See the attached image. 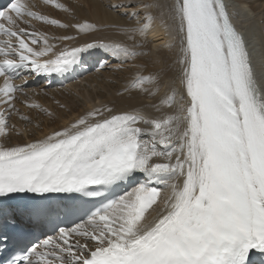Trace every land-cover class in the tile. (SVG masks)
Listing matches in <instances>:
<instances>
[{
	"label": "snow or ice",
	"instance_id": "1",
	"mask_svg": "<svg viewBox=\"0 0 264 264\" xmlns=\"http://www.w3.org/2000/svg\"><path fill=\"white\" fill-rule=\"evenodd\" d=\"M43 3L71 14L67 3ZM34 7L9 0L0 9V136L20 135L9 125L13 116L30 123L16 107L18 78L67 77L96 49L122 63L147 56L137 37L151 31L156 8L170 36L162 46L178 48L179 94L162 101L171 114L146 117L101 105L40 139L0 144V199L31 200V226L61 214L86 217L39 243L13 238L11 248L0 231V254L8 252L0 264H264V83L225 0L142 2L143 17L121 29L131 44L93 39L78 46L77 35L99 31L97 24L62 23ZM33 21L77 35L49 36ZM154 83L137 73L124 91L152 98L159 89L145 85ZM137 174L144 180L107 198ZM16 214L0 210V228L15 227Z\"/></svg>",
	"mask_w": 264,
	"mask_h": 264
},
{
	"label": "rangeland",
	"instance_id": "2",
	"mask_svg": "<svg viewBox=\"0 0 264 264\" xmlns=\"http://www.w3.org/2000/svg\"><path fill=\"white\" fill-rule=\"evenodd\" d=\"M146 1L147 2L150 1L151 3H153V1H151V0H101L100 2L102 3V5H103V7L105 9H107L110 13L114 14L115 16H119V17H122V18L126 19L127 23L125 22L124 24H113V25H108V26H106V25L104 26L103 25V27L101 25L100 26L98 25V28L100 29V31H98L99 33L97 35H95V36L90 37V38L105 37L104 39H107L108 36L110 38L114 37L115 35L113 33L115 32L116 34H118V37L116 35L114 37L115 39H113V40L111 39L110 40L111 42H115V41L119 42L118 39H116V37L117 38L120 37L119 38L120 41H124L125 40L123 43L131 44L132 42L127 40L126 35L121 31V29L123 27L128 26L129 24H135L137 19H139L140 17H143L145 10L140 7V4L142 2H146ZM231 1L234 2V4H236V5L240 4L241 1L246 2V3L243 2L244 11L247 14L250 13L249 15H251V13L254 14L253 16L252 15L249 16V19H250L249 22L250 23L248 22L249 24L246 25L247 27L244 26V29H246V34H247L249 26H252V23H253V25H256L257 27L259 26L258 28L261 31L259 34L262 35L261 37H264V0H251V1H247V0H231ZM130 2H131V7H121V8H118L116 10H112L109 7V5H112V4L128 5ZM156 2H157V0H156ZM170 2H171V0H169V3ZM48 6L50 7V5H48ZM50 8H52V9H50L51 11L49 9H47L48 11L47 10H42L41 14H43V15L45 13H46L45 15H47V14L49 15L50 14L49 16L52 19H54L55 16L53 15V13H54V9L55 8H53V7H50ZM71 9H72V7H71ZM84 10L89 12V9H87L85 6H84ZM133 10H136V11L139 12V16L138 17H134L133 18V17H130L129 15L126 14V13H131ZM151 11H152V14L157 18V21L154 20V22L152 23L151 30L153 29L152 32H154L155 29L158 28V26L155 25L156 22H158V20H159L158 23L161 22V19H160V16H159L160 10H159V8H156V9H152ZM69 15H70V17L72 19L79 18L78 17L79 16L78 13H76L75 10H73V9L71 11V14H69ZM251 17H254L255 19H251ZM79 19H82V18H79ZM34 22H36V21H34ZM63 23H70V21L69 20L66 21V22L64 21ZM109 29H111L113 32L109 31ZM150 32L151 31H149L148 34ZM148 34H147V36H148ZM50 36H52V35H50ZM245 38H246V36H245ZM137 39H140V40L145 42V46L142 49V51L148 53V55L145 56V57L150 59L149 61L151 63H149L150 64L149 68L151 70H154L155 73L158 75L157 76V75L153 74V75H145V76H152V77H154L155 80L157 78L160 82H164L162 84V87L163 86H165V87H163L162 92H163V95L165 97H166V95H171L173 90H176L177 99H178V94H179V91H178L179 90L178 72H179V68H177V67H179V66L175 62V58L177 56L178 48H176V49L173 48V49L169 50L168 48H165L163 46L162 47L158 46L156 49L153 48L155 50H152L149 42H147V40H146V37H139L138 36ZM110 41H107V42H110ZM146 44H148V45H146ZM262 49H261L262 51H260V55L262 57L261 56L260 57L264 60V57H263V55H264V47ZM142 57H144V56H142ZM162 57H163V59H169V60L173 59L172 61H170L169 64H167L168 68H166V67L164 69L161 68L162 66L160 65L159 62H161ZM138 61H139L138 58L135 59V60L127 61L126 63H122L121 60H117L116 62H112L111 61V63L108 66L106 65V67H104V69L100 70L99 72L96 71V74H94V75L98 74V76H99L100 73H102V72H104L106 70H115V69H118L120 71H122L124 69L125 70L129 69V70H131V72L135 71L136 74L137 73H142V70L144 71V69L141 68L142 66L141 67L139 66V64L137 63ZM170 64L172 65L173 69L170 68L171 67ZM174 64H175V66H173ZM262 65L264 66V64H262ZM262 65L260 64V66H262ZM171 69H172L173 73H171V71H170ZM92 75L88 76L85 79H79L80 82H78L79 80H77V81H73V82L68 83L67 85H65V87L64 86L62 87L64 89H63V91H60V92H59V90L56 89V87L44 90V87H41L40 83L39 84H33L30 87H34V86H39L40 85L37 89H35V91L37 92V93H35V96H36V94L40 95V90H43L44 92H46L48 94L49 93L51 94L50 97H47V99H46L47 101H43V102H40V103L37 102V105H39V107H43L48 113H52V115H51L52 117H54V118L57 117L58 119H61V118L58 117V114H57L56 110L54 109V107L57 104L59 105L61 102H62V105H64V104H63V101H61V99H59V98L56 99V100H53V99H55V96H57V95L52 94V92H58V94L65 95V97L67 98V100L70 103H72L74 105H77L81 109L86 110V112L88 110H90L91 108H93V107H99L101 105H108L109 107L112 106L111 108H113L114 104H115V106H118V105H121V104H125V101L128 100V96H129L128 94H131V93H129V92L128 93L127 92H121V93H123L122 96H123L124 99H126V97H127V100L122 101L120 99L122 97H119V95L117 97H115V94L117 92H115L109 85L102 83L100 81V77H96L95 78V77H93L94 75L93 76ZM101 76L103 77V75H101ZM42 82H43V80H42ZM76 82H78L79 84H75ZM53 86H54V84L50 85L49 87H53ZM175 87H177V88H175ZM131 90H135V89H131ZM32 92H33V90L28 93L29 97H31L33 95ZM126 94H127V96H126ZM68 96H70V98ZM158 96H160V95L158 94L157 96H155L153 98H149L146 94H140L135 99V100L138 101L137 103L134 100V103H132L130 105H127V106L121 105V106H119L117 108L115 107V109H113V110H115L116 112H120V111H133V110L138 111V109H139L138 112L140 114L144 115V112H141L140 108H144V107L148 108V107H150L149 105L154 104V102H155V100H156V98ZM118 97H119V99H118ZM71 100L73 102H71ZM57 101H58V103H54V102H57ZM21 102H22V104L24 103L23 105H26V103H27V102H25L24 99L21 100ZM112 103H113V105H112ZM28 104H32V103L28 102ZM134 104H137V105H134ZM62 105L60 104L59 107H61ZM64 108H65V105H64ZM150 108H152V107H150ZM37 109L38 108H36V109L35 108H27V107L24 108V106H23V109H19L22 114L27 115L29 117L30 123L27 122V121L19 120V118L17 116H13L9 120V125L11 126L12 124H15L16 128L19 129V131H20V135H16V133L14 131H12L7 136L8 138H13V139L16 140V143H13V144H15V145L19 144L17 142L19 138L24 139V143H26V142H29L30 140L40 139V138L43 137V135L39 134L40 132H38V130L42 131V128L44 127L43 125L49 120L50 116L48 114H44V115L40 114L38 111H36ZM60 109H62V107ZM172 111H173V109L169 113H167V112L166 113L167 114H171ZM161 114H163V113H161ZM147 115L148 114H146L144 116H146V117H151L152 116V114H151V116H149V115L147 116ZM163 115H166V114L164 113ZM155 116H162V115L158 114V115H154L152 117H155ZM26 130H27L28 134H25ZM35 132H38V133H35ZM29 136H30V138H28ZM0 138H1V136H0ZM145 138H147V137H145Z\"/></svg>",
	"mask_w": 264,
	"mask_h": 264
},
{
	"label": "bare ground",
	"instance_id": "3",
	"mask_svg": "<svg viewBox=\"0 0 264 264\" xmlns=\"http://www.w3.org/2000/svg\"><path fill=\"white\" fill-rule=\"evenodd\" d=\"M28 1V0H27ZM26 1V2H27ZM101 0H58V2H60V3H67V4H69L71 7H72V9L73 10H75V12L76 13H78V17L79 18H82V19H79V18H75V19H72L71 17H70V15L68 14V13H64V12H61V11H59V10H57L56 9V16H57V19H59L62 23L65 21H70V23L71 22H76V21H80V22H83L84 20H87V21H89V22H94L95 24H97V26L99 25H101L102 27H103V25L105 26H108V25H113V24H124L125 22H126V19H124V18H122V17H119V16H115L114 14H112V13H110L107 9H105L104 7H103V5H102V3L100 2ZM151 1H153V3H155L156 2V0H151ZM247 1H251V0H247ZM103 2V1H102ZM147 2V1H146ZM150 2V1H149ZM157 2H158V0H157ZM243 2L244 1H241V3L240 4H238V5H236V4H234V2L232 3V2H230L229 0H225V3H226V5L228 6V9H229V11H230V16H231V19L233 20V22H235L236 24H237V26H238V28H239V30H241V31H246V29H244V26H246L247 24H249L250 22H249V16H253L254 14H252L251 13V15H249L250 13H246L245 11H244V4H243ZM112 3V2H111ZM244 3H246V2H244ZM84 6L87 8V9H89V12H87L86 10H84ZM49 7V6H48ZM138 8V7H137ZM50 9H52V8H50ZM47 10V9H46ZM160 10V9H159ZM249 10V9H248ZM48 11V10H47ZM51 11V10H50ZM49 11V12H50ZM253 11V10H252ZM42 12V11H41ZM46 12V11H45ZM119 12V11H118ZM245 12V13H244ZM52 13V12H51ZM46 14V13H45ZM44 14V15H45ZM120 14V13H119ZM50 15V14H49ZM48 14H47V16H49ZM52 15V14H51ZM53 15H54V13H53ZM51 18V17H50ZM251 19H255L254 17H251ZM156 21H157V18L155 19ZM158 22H159V20H158ZM158 22H156V26H158V28H156L155 29V31L154 32H152L153 31V29L151 30V32L148 34V36H146V40H147V42H149V44H150V46H151V49L152 50H155L158 46H161L162 47V45H163V43L164 42H167V41H169L170 40V36L168 35V34H166V31H165V27H164V25L160 22V23H158ZM249 22V23H248ZM127 23V22H126ZM252 23V22H251ZM247 27V26H246ZM259 27V26H258ZM256 25H253V23H252V26H249V28H248V31H247V34H246V41H248V42H254L253 44H252V47H253V49L254 48H256L257 49V51L259 52V51H262L261 49L264 47V37H261L262 35L261 34H259L261 31L259 30V28H258ZM40 28L42 29V30H44V31H46V32H48L49 34H51V35H53V36H59V35H62V34H65V32L67 31V34H71V35H73L74 33H75V31L74 30H72V29H68V30H65V29H59V28H55V27H52V26H50V25H42V24H40ZM100 31V30H99ZM108 31V30H107ZM109 31H111V32H113L111 29H109ZM108 31V32H109ZM99 32L97 31V32H95V33H92V34H87V35H85V34H81V36L79 37V38H77L76 39V41H74V42H72V44L73 45H76L77 43H79V42H81L82 41V39H85L86 41L88 40L89 41V39H91L90 37H92V36H95V35H97ZM102 33V32H101ZM115 36L117 35V37H118V34H116L115 32L113 33ZM258 34V35H257ZM122 35V34H121ZM114 36V37H115ZM114 37H107V39H104L105 37H101L100 39H104L105 41H110L111 39L113 40V39H115ZM116 37V39H118V41L119 42H121V43H123L124 41H120V37L119 38H117ZM123 37V36H122ZM78 40V41H77ZM111 42V41H110ZM116 42V41H115ZM248 44H250V43H248ZM146 45H148V44H146ZM153 48H155V49H153ZM176 49V48H175ZM253 55H254V58L252 59V61H253V65H254V67H255V72H256V74L259 76V79H258V81L259 82H261L262 83V81H260V74H261V69H262V66H260V64L258 65L257 64V62L255 61V60H258L259 59V61L261 60V62L264 64V60L261 58V57H258V53L256 52V50H254L253 52ZM106 54V53H105ZM166 55V54H165ZM264 56V55H263ZM108 58L107 59H112L113 57L112 56H107ZM161 57V56H160ZM178 57H179V52H177V56H176V58H175V62L177 63V60H178ZM146 58V59H145ZM116 59V61L117 60H119V59H117V58H115ZM138 64H139V66L142 68V69H144V71L142 70V73H139L140 75H143V76H145V75H153V74H155V75H157L156 73H155V71L154 70H151L149 67V63H151L149 60L150 59H148L147 57H139L138 58ZM173 60V59H172ZM172 60H169V59H163V57H162V59H161V62H159L160 63V65L162 66L161 68L162 69H164L165 67L166 68H168V65L167 64H169L170 63V61H172ZM105 61V60H104ZM106 62V61H105ZM111 63V60H108V62H106L105 64H107V66L109 65ZM256 63V64H255ZM137 64V65H138ZM171 65V64H170ZM178 65V64H177ZM173 66H175V64L173 65ZM177 67V66H176ZM175 67V68H176ZM170 68H172V65H171V67ZM177 68H179V67H177ZM173 69V68H172ZM172 69L170 70L171 71V73H173L172 72ZM135 70V69H134ZM94 75V74H96V72H89V73H87L86 75H82V77L80 78V79H85V78H87L88 76H90V75ZM167 74V73H166ZM92 75V76H93ZM101 75H103V77L101 76ZM169 75V74H168ZM136 76V73H135V71L133 72H131V70H122V71H120V70H118V69H115V70H106V71H104V72H102V73H100L99 74V76H98V74L97 75H94L93 77H100V81L102 82V83H104V84H107V85H109L115 92H129V93H131V94H128L129 96H128V100H127V97H126V99H124L123 98V96L122 95H119V97H122V98H120L122 101H125V100H127V101H125V104H121V105H123V106H127V105H130V104H132V103H134V100L137 98V96L138 95H140V94H145V93H143V92H140L139 90H137V89H135V90H131V89H129V91H124V89H125V87L126 86H128L129 85V83L133 80V78ZM158 76V75H157ZM31 76H27V78H30ZM44 77V79H45V77L46 76H43ZM162 77V76H161ZM167 77V76H166ZM164 78V77H163ZM164 80V79H163ZM46 81V80H45ZM45 81H43V82H45ZM156 83H154V84H146L145 85V87L146 88H149V89H156V88H158L159 90H158V92H157V94H156V96L159 94L160 96H158L157 98H156V100H155V102H154V104H156L157 106H159V108H160V112H156V110L154 109V108H150V107H144V108H140L141 109V111L142 112H144V115H146V114H148L149 116H151V114H152V116H154V115H158V114H160V115H162L163 116V114L165 113V114H167V113H169L171 110L167 107V105L165 104V103H163L162 101L165 99V96L163 95V92H162V89H163V87H165V86H163L162 87V84L164 83V82H160L157 78H156ZM162 81V80H161ZM47 82L48 81H46L45 83L47 84ZM78 82H80V80L78 81ZM78 82H76L75 84H79ZM40 83V81H38L36 84H39ZM264 83V82H263ZM34 84V83H33ZM32 84V85H33ZM167 84V83H166ZM45 85V84H44ZM74 85V84H73ZM165 85V84H164ZM178 85V84H177ZM176 85V86H177ZM65 87V86H64ZM175 88H177V87H175ZM24 89V88H23ZM56 89L57 90H59V92L60 91H63V89L64 88H62V87H56ZM44 90H45V88H44ZM179 91V90H178ZM166 92V91H165ZM35 93H37L36 91H35V89L33 90V92H32V96L31 97H29L28 96V98H26V97H23V99L25 100V102H27L26 104H28V102L30 103H35V104H37V102H43V101H47L46 99H47V97H50V93L48 94V93H46V92H44L43 90H40V95L39 94H36V96H35ZM52 94H54V95H57V96H55V99H53V100H56V99H61V101H63V104L65 105V108H64V105H62V102L60 103L63 107H62V109H60L61 107H59L60 106V104L58 105H56L55 107H54V109L56 110V112H57V114H58V117H60L61 119H58L57 117H52V116H50L49 117V120L43 125L44 127L42 128V131H39L38 130V132H40L39 134L40 135H43V136H45V135H47V134H49L50 132H52V131H54V130H59L60 128H63V127H65V126H67L70 122H72L74 119H76L78 116H80V115H83V114H85L86 113V110H84V109H81L80 107H78L77 105H74V104H72V103H70L68 100H67V98L65 97V95H63V94H58V92H52ZM133 94V95H132ZM171 94V93H170ZM118 95H117V93L115 94V97H117ZM126 96H127V94H126ZM69 98H70V96H68ZM119 97H118V99H119ZM132 98V99H131ZM153 98V97H152ZM52 101V100H51ZM71 102H73L72 100H71ZM135 102L137 103L138 101L137 100H135ZM54 103H58V101L57 102H54ZM24 104V103H23ZM67 105V106H66ZM69 105V106H68ZM110 105V104H109ZM112 105H113V103H112ZM121 105H118V106H115V104L113 105L114 107H113V109H115V107L117 108V107H119V106H121ZM134 105H137V104H134ZM108 106V105H107ZM69 107V108H68ZM109 107V106H108ZM112 107V106H111ZM24 108H26L25 107V105H24ZM36 109V108H35ZM47 109V108H46ZM65 110V111H64ZM170 110V111H169ZM36 111H38L40 114H42V115H44V114H48V112L47 111H45V109L43 108V107H39ZM115 111V110H114ZM138 111H139V109H138ZM169 111V112H168ZM167 112V113H166ZM28 113V112H27ZM161 113H163V114H161ZM172 113V112H171ZM141 115H143V114H141ZM147 115V116H148ZM151 116V117H152ZM38 132H35V133H38ZM35 136V135H34ZM38 136V135H37ZM2 137V136H1ZM3 139H4V142H5V145H9V146H11V145H15V144H13V143H16V140L15 139H13V138H8V137H2ZM28 138H30V136L28 137ZM19 144H21V143H24V139H22V138H19L18 139V141H17ZM3 144V143H2ZM137 176H139V175H136L135 177H137ZM136 186V185H135ZM134 186V187H135ZM133 188V187H132ZM132 188H130L129 189V191L132 189Z\"/></svg>",
	"mask_w": 264,
	"mask_h": 264
}]
</instances>
